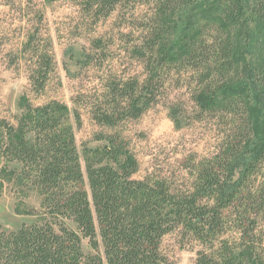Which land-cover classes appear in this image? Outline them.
Returning a JSON list of instances; mask_svg holds the SVG:
<instances>
[{"label": "trees", "instance_id": "obj_1", "mask_svg": "<svg viewBox=\"0 0 264 264\" xmlns=\"http://www.w3.org/2000/svg\"><path fill=\"white\" fill-rule=\"evenodd\" d=\"M2 1L21 12L36 6L35 24L44 21L41 0ZM66 1L96 22L131 3L148 6L139 44L125 49L144 75L109 72L100 89L74 99L73 111L58 101L33 106L24 96L15 123L0 121L1 177L42 197L40 209L21 213L33 223L0 231V264H171L169 236L197 251L196 264H264V0ZM37 27L23 53L39 95L56 66ZM106 49L95 40L83 68ZM173 73H187L193 86L191 120L215 123L220 141L208 157L180 160V180L136 179L139 162L115 131L140 119ZM82 106L110 130L94 137L97 147L84 146V166L73 124L81 125Z\"/></svg>", "mask_w": 264, "mask_h": 264}, {"label": "rangeland", "instance_id": "obj_2", "mask_svg": "<svg viewBox=\"0 0 264 264\" xmlns=\"http://www.w3.org/2000/svg\"><path fill=\"white\" fill-rule=\"evenodd\" d=\"M37 4L44 21L41 24L37 21L36 25L33 16L37 13L36 6L21 12L17 8L19 5L12 7L0 0V121L15 123L24 96L33 106L58 101L73 111L74 99L79 94L89 95L100 89L99 78L109 72L123 73L129 78L144 75L143 65L126 55L125 49L132 50L139 44L142 26L152 15L148 6L131 3L96 22L83 16L78 2L41 0ZM39 25L44 37L50 39L56 68L46 90L37 95L32 90L30 65L23 49L29 29ZM95 40L104 41L106 53L94 62L97 63L95 67L84 69L85 57L92 54ZM171 78L160 91L156 103L140 119L125 122L115 131L127 140L139 162L136 179L156 174L180 180V172L183 173L180 160L190 154L208 157L216 152L220 141L215 123L191 120L196 106L187 73H173ZM79 109L82 123L79 127L73 124L84 166V146L97 147L94 137L110 130L96 125L87 106ZM173 110L183 117L173 119ZM3 166L0 160V172ZM41 202L42 197L36 189L0 175V231L16 232L23 225L33 223L34 218L21 213L29 208L40 209ZM163 245L171 264H196L197 251L181 249L176 236L167 237Z\"/></svg>", "mask_w": 264, "mask_h": 264}]
</instances>
